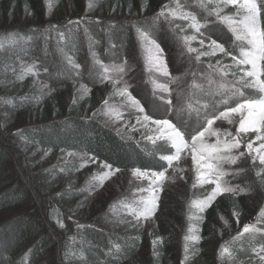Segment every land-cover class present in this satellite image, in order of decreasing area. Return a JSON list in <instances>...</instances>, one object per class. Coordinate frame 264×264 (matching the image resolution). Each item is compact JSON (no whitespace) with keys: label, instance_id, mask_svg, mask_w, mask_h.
<instances>
[{"label":"rangeland","instance_id":"obj_1","mask_svg":"<svg viewBox=\"0 0 264 264\" xmlns=\"http://www.w3.org/2000/svg\"><path fill=\"white\" fill-rule=\"evenodd\" d=\"M203 2L207 5L208 10L214 7V4L209 3L208 0H203ZM177 3L181 5L183 11L195 14L201 23H206L207 26L201 30L204 34L205 45H207L209 39H215L221 44L225 40L230 39L236 49V55L239 54V45L242 42L235 41L232 32L229 31L226 24L218 21L214 15L213 20H208L207 18L202 20L203 18H199L201 13L198 11L206 10L199 6L198 0L174 2L170 8H175ZM40 5L41 18L38 22L41 21L43 26H53L56 22L67 23L73 21L75 23L76 21H80L77 32L80 35L84 34L86 36L82 25L84 20L87 21L86 18L77 15L73 18H63L61 21L58 19L64 15L75 13L76 6L71 3H65L55 8L50 3L46 5L45 2ZM234 12L235 9L229 6L222 15H231ZM17 19L15 21L8 17L11 24H15L17 21L23 22L20 16ZM160 19L163 27H169L173 30V36L167 37L158 32L152 37L148 30L144 32H147L150 38L157 41L164 49L166 62L171 75L178 76L183 74L185 70L190 69L191 72L196 73L195 83L197 87H189L194 79L191 74L184 77L178 84H172L169 83L167 77L155 71L150 63V54L147 50V45L142 44L138 39L136 28L132 29L136 44L134 47L123 51L124 45L122 43H115L113 53L110 54L111 60L99 61L102 65L110 69L117 65H124V73L110 71L108 75L113 79L122 77L123 80L131 85L129 91L144 107V114L149 115L152 119H169L184 132L186 139L190 140L192 135L206 125L207 119L211 118L212 115L218 114L217 109L222 111L224 108L223 105H217L215 103V101L221 99L219 95H208V79L210 73L208 64L212 63L215 65L216 60L221 54L218 53L215 57L202 56L201 62L197 63L195 53H187L186 48L183 46V37L196 35L197 39L190 43L192 47L200 48L199 39L201 37L188 27L189 21L178 18L173 19L172 17H169L168 20H165L163 17H160ZM216 24H219L222 29H218ZM261 25L264 27V16L261 18ZM87 57V53H84L82 56V58ZM32 58L29 57L23 60V65L33 64V61H37L31 60ZM70 60L79 64L80 68L75 69L73 64L69 63ZM222 60L231 59L225 57ZM62 61L68 66L66 70L73 72L71 76H62L61 78L54 76L56 72V68L54 67L55 60H49L48 65L43 63L46 65L45 69L47 71L45 69L43 71L41 70L43 65L40 67L41 65L37 64L39 67H35L38 74L46 77L43 82L38 83L42 92L48 93L51 97L57 95L61 102L60 106H63L64 102H71L73 98L78 99L77 102L81 103L80 106H82L79 110L81 114L87 113L88 117L102 122L105 126L107 122L108 128H111L128 141H149L145 139V136L154 133H149L148 128L137 124L136 120L137 115L142 116L143 114L137 113L126 101H122L121 97L113 95L111 84L106 81L101 82L105 75L101 64H96L94 60H72L69 57ZM211 78L216 81V84L212 85V88H215L221 81V77L212 74ZM224 79L231 81L234 78L229 74ZM81 84L91 90L83 99H80L81 94L79 92ZM155 84H167L171 95L163 92L160 88H155ZM178 92L181 93L179 96ZM105 99H109L110 106L121 115V119L117 120L115 116H108L103 112L95 117L92 116L93 112L103 107V101ZM169 99H171L172 106H174L172 111L169 110L170 106L167 103ZM243 100L239 95L233 96L230 100V106H235V103L242 102ZM189 102L193 105L192 111H189L187 108ZM205 103H209L210 105L206 109L203 108V104ZM50 109H47V113L53 114ZM5 113L4 108L0 106V149L9 158L8 163L10 166L8 170L10 174L8 175V179H12L14 184L19 183L22 185L29 194V200L24 202L23 206H20L22 213L19 215H23L24 219L26 218L25 220H28L32 226L38 225L36 227L39 232L38 236L43 232L52 241L58 242L55 243L53 264H66L62 260L63 253L60 252L59 245L61 246L65 241H69L70 243L75 242L79 229L83 228H96L98 230H107L121 234L133 232L143 233L145 239L141 245L140 254L128 264H152L154 255L152 242L153 240H157L156 248L160 241L158 238H162L161 235L166 233L172 236L171 243L174 251L177 252V263L181 264V261L185 260L184 237L188 234L190 224L199 228L197 225L198 221H189V216L195 211L194 209L189 210V204L193 199L203 198L207 194L206 190L210 191L213 187V185H205L203 188L199 186L193 187L196 172L193 171L190 154L180 162V166L184 169L183 175L185 178L180 179L179 174H173L172 169H169L166 175L171 176L172 179L165 182L163 191L160 192L159 206L154 217L150 221H143L137 225L136 221L128 214L127 209L123 205L125 203H134L142 195L147 196V191L141 193L137 189H147L149 186L148 180L137 179L133 176L132 170L118 171L110 179L105 181L103 187L97 186L93 189V185L97 184L94 177L106 171V169L100 167V162L88 163L86 166L81 167L83 160L78 153L75 156H69L68 151H49L30 147L26 143L18 141L15 138L17 134L14 133L31 124L32 119H34L33 115H25L24 118L13 123L14 119L6 116ZM25 118H29V120ZM52 118H54L53 115ZM133 125H135V129H133ZM236 126L230 125L226 121H217L214 125V127H220L222 130H229L233 133L235 132ZM148 127L155 128V125L149 124ZM254 135L249 134L245 138V144L249 138L254 139ZM214 141L215 137H211L210 142ZM258 145L259 141H256L254 148L258 147ZM241 150H244V148L242 147ZM256 155L255 152L252 153V156L246 154L236 165H224V168L229 171L243 169L239 175H229L224 177V179L231 185H239L246 189V191L236 196L224 194L217 197V199L223 196H232L235 198L254 196L255 198L251 202V204H254L252 211L238 216L233 226L235 229H232L233 227L228 229L233 237H236L246 224H255L257 228L264 229V165L259 163L258 158L253 161L252 157ZM8 163L6 161L7 165L5 164L6 166L4 168L8 167ZM71 163L76 164L78 167L72 176H64L61 178L44 175L47 169L55 165ZM257 173H260V175L258 176ZM71 190H77L80 192V195L73 199H61L60 195H57V193L61 194L62 192ZM2 217L0 214V220ZM57 219L64 222L65 228L62 229L57 226ZM178 221H184V224L181 227H174L172 223ZM222 222L224 227L225 222L223 220ZM77 224L82 227L78 228ZM41 229L43 230L40 231ZM213 233L215 234V240L213 239V241L207 242L206 250L204 249L207 255L204 258H200L199 249L195 247L196 245L200 246L201 240L198 244H194L192 241L187 242L189 248L186 264H212L213 262L219 264L223 261L224 256L220 257L218 252L223 241L229 238L230 234L224 233L221 229H217ZM255 234L261 235L263 239L262 244L252 249V254L258 264L256 251L264 245V231ZM213 256L214 260H210ZM48 259H51V256ZM225 264L230 263L227 262Z\"/></svg>","mask_w":264,"mask_h":264},{"label":"trees","instance_id":"obj_2","mask_svg":"<svg viewBox=\"0 0 264 264\" xmlns=\"http://www.w3.org/2000/svg\"><path fill=\"white\" fill-rule=\"evenodd\" d=\"M178 1L183 0H91L92 6L89 7L90 0H48L47 4L50 3L55 8L65 3L76 6L75 13L58 19L61 21L77 15L86 18L87 21L82 23L85 36L77 32V23L56 22L57 27L54 29L38 22L41 18L40 4L45 0H0V45H3L0 47V106L6 111V116L14 119L13 123L29 114L34 118L31 124L19 129L15 138L30 147L49 151L63 149L72 153H87L88 156H95L98 162L109 163L120 171L135 168L160 171L162 166L166 168V162L159 159L161 155L169 154L163 141H156L155 144L151 141H128L102 122L90 117L84 119L87 113L79 112L81 103L73 104L72 100L60 106L57 95L51 97L42 92L38 83L45 80L44 75H27L23 80L18 79V76L22 74L23 60L29 57L37 60L33 61L35 67H39L37 64L40 67L43 65L42 71L49 60H55L54 76L60 78L73 73L66 70L68 66L62 61L67 57L72 60H94V57L98 60H111L110 54L113 53L115 43H122L123 51L136 45L132 32L134 28L148 30L152 37L158 32L171 37L173 30L162 26L157 13L165 5L172 7ZM198 12L201 13L199 18H203L202 20L214 18L213 15H208V11ZM19 16L23 22L11 24L8 20L10 17L16 21ZM216 25L218 29H222L219 24ZM61 33L64 34L63 38ZM222 44L236 55L230 39ZM84 53H87V58H82ZM223 58L225 57L221 54L218 59ZM223 63L232 64V61L223 60ZM242 90L243 99L256 95L252 89ZM47 109L53 114L47 113ZM8 160L7 154L0 149V214L3 216L0 220V264H53L55 243L58 242L52 241L43 232L38 236V225L32 226L23 215H19L22 213L20 206L29 200V194L22 185L14 184L12 179H8ZM6 161L8 167L4 168ZM77 168L74 163L55 165L47 169L44 175L63 178L72 176ZM78 195L80 192L71 190L62 192L60 198L73 199ZM254 199V196H223L216 199L203 214V221L197 222L202 239L200 246L195 247L199 249L200 258L207 255L206 245L213 241V232L221 229L230 234L222 245L228 248L234 260L229 259L228 253H225L219 264H257L252 249L262 244V236L244 234L241 239L234 240L228 231L234 226L238 216L252 211L254 204L251 202ZM234 211L238 216L233 215ZM221 217L224 222L227 221V226L224 224L223 227ZM183 224L184 221L172 223L174 227H181ZM161 236L162 241L156 246L155 254L153 252L152 264H178L177 252L171 243L172 236L167 233ZM144 239L143 233L121 234L83 228L79 229L75 242L65 241L59 248L66 264H128L139 256ZM113 244H119L121 250L115 255H109ZM50 256L51 259H48ZM210 260H214V256Z\"/></svg>","mask_w":264,"mask_h":264},{"label":"snow or ice","instance_id":"obj_3","mask_svg":"<svg viewBox=\"0 0 264 264\" xmlns=\"http://www.w3.org/2000/svg\"><path fill=\"white\" fill-rule=\"evenodd\" d=\"M209 3L214 4V7L209 11L207 5L203 0H198L199 6L208 11V15H214L218 21L227 25L229 31L232 32L235 41L242 42L239 45V54L234 55L231 51L227 50L225 46L218 43L215 39H209L207 45H205L204 34L201 31L207 25L201 23L197 19V16L191 12L183 11L181 5L177 3L175 8H170L165 5L157 13V17H163L168 20L169 17L173 19H181L189 21L188 27L191 28L195 33L200 35L199 44L200 48L191 46V41L196 40L197 36H185L183 37V46L186 48L187 53H195V60L197 63L201 62L202 56L215 57L218 53L224 57H231L232 64H224L222 59H217L215 65L212 63L208 64L210 70L209 73V93L210 96L219 95L220 100L215 101L217 105H223V110H218V114L212 115L211 118L207 119L206 125L201 130L197 131L191 136V139H186V136L180 128L172 123L169 119H152L149 115L144 114L145 109L140 102L135 99L129 91L131 85L123 80V78L113 79L108 73L115 71L118 73L125 72L124 65L114 66L112 69L101 64V62L93 58L96 64H101L104 69L105 75L103 76L102 83L107 82L112 85L113 95H117L122 98V101H126L130 107L135 109L137 113L143 114L137 115V124L142 127L148 128L149 133L145 136V139L151 141L153 144L156 141H163L169 149V154L161 155L159 159L166 162L167 167L162 166L160 171H149L141 170L139 168L132 169V174L139 180H148L149 186L147 189L138 188V192H148L147 196H140L139 200L134 203H125V207L128 214L133 217L137 225L143 221H150L159 206L160 192L163 191L165 182L171 180L172 177L166 175L169 169H172L173 174H179L180 179H184V169L180 166V162L186 158L189 154L191 155L193 171L196 172L194 178L193 187L203 188L205 185H213L210 191L203 198L193 199L189 204V210L194 209L195 211L189 216V221L196 220L202 222L204 219L203 213L212 206L216 201L217 197L224 194H231L233 196L239 195L246 191V189L239 185H231L227 180L224 179L226 176H237L243 169H236L229 171L224 168V165H236L238 161L245 157L252 156L255 152L257 155L253 156V161L259 159V163L264 165V27L261 25V18L264 16V0H208ZM47 5L48 0H45ZM92 6L91 0L88 5ZM232 6L235 12L231 15H222L225 9ZM143 9V5L141 6ZM167 9V11H166ZM74 23L69 21V24ZM75 23L79 24L80 21ZM135 26V25H134ZM54 29L57 27L52 26ZM138 39L142 44L147 45V50L150 54V63L155 71L161 73L164 77L168 78L169 83L178 84L184 77L191 74L193 76V83L189 87H197L195 83V72H191L190 69L178 76L171 75L165 58L164 49L160 44L151 39L147 32L141 31L137 28ZM63 38V33L60 34ZM15 43V41H13ZM3 45H0L2 47ZM206 49V50H202ZM191 59V57H190ZM73 64L75 69H79L80 65L69 61ZM246 66V67H245ZM47 71V69H45ZM35 65H22V74L18 76V79L23 80L27 75H37ZM79 75V73H77ZM212 74L219 75L221 81L212 88V85L216 84V81L211 78ZM234 78L231 81H227L224 78L229 76ZM155 88H160L163 92L169 93L171 91L167 84H155ZM252 89L256 95L244 99L242 102L235 103V106H230V100L233 96H244L242 89ZM91 90L85 85L81 84L79 88L80 99H83L89 94ZM230 93V95H229ZM181 93L178 92V96ZM110 99V98H109ZM109 99L103 101V107L93 112L92 116L103 112L108 116H115L117 120L121 119V115L115 111L109 104ZM73 104L77 103L74 98ZM172 111V101L167 100ZM199 103V101H197ZM209 103L203 104V108H208ZM189 111L193 110L191 102L187 104ZM84 119H90L87 115ZM238 118V119H237ZM217 121H226L230 125H237L235 132L229 130H222L220 127H214ZM149 124L155 125V128H149ZM107 126V122H106ZM135 129V125L132 126ZM20 130H17L18 134ZM249 134H255L254 139L249 138L245 144V138ZM215 137L214 142H210V138ZM259 141L258 147L254 148V143ZM242 147L244 150H241ZM63 151V149L61 150ZM69 156H75L77 153H68ZM83 163L81 167L86 166L88 163H96L97 158L95 156H88L87 153L79 154ZM100 167L106 169L98 176L94 177L97 181L96 185H93V189L97 186L103 187L105 181L110 179L112 175L120 171L118 168L106 162H101ZM259 176L260 173H257ZM57 195H61L57 193ZM234 216H238V213L233 212ZM71 219V217H69ZM223 220V217H221ZM57 226L59 228H65V224L62 220L57 219ZM227 226V221H225ZM77 227H82L77 224ZM264 229L257 228L255 224L244 225L241 232L234 237V240L241 239L244 234H255L262 232ZM162 241V238H158ZM202 237L199 235V228L191 225L188 228V234L185 235V260L181 261V264H186L187 252H188V241H192L194 244H198ZM153 252L155 254V245L157 240H153ZM120 245L113 244L112 249H109V255H115L120 252ZM254 251H256L254 249ZM225 253H228L229 259H233L231 252L224 245L218 252L220 257H223ZM258 256V264H264V245L256 251Z\"/></svg>","mask_w":264,"mask_h":264}]
</instances>
